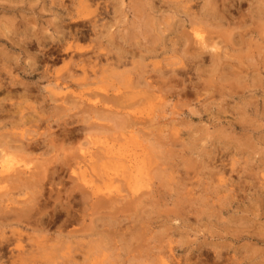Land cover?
<instances>
[{"label": "clouds", "instance_id": "1", "mask_svg": "<svg viewBox=\"0 0 264 264\" xmlns=\"http://www.w3.org/2000/svg\"><path fill=\"white\" fill-rule=\"evenodd\" d=\"M0 264H264V0H0Z\"/></svg>", "mask_w": 264, "mask_h": 264}]
</instances>
